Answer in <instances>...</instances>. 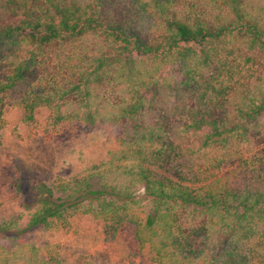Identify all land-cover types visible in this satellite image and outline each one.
I'll list each match as a JSON object with an SVG mask.
<instances>
[{
  "label": "trees",
  "instance_id": "16d2710c",
  "mask_svg": "<svg viewBox=\"0 0 264 264\" xmlns=\"http://www.w3.org/2000/svg\"><path fill=\"white\" fill-rule=\"evenodd\" d=\"M9 107L119 135L0 222V264H95L61 255L79 214L107 241L132 223L157 264H264V0H0V137Z\"/></svg>",
  "mask_w": 264,
  "mask_h": 264
},
{
  "label": "rangeland",
  "instance_id": "374dc122",
  "mask_svg": "<svg viewBox=\"0 0 264 264\" xmlns=\"http://www.w3.org/2000/svg\"><path fill=\"white\" fill-rule=\"evenodd\" d=\"M7 115L10 126L0 137V222L10 215L23 214L24 224L28 214L24 202L35 200L39 183L51 184L58 177L88 173L87 168L106 156L108 147L119 135L114 127L74 123L47 136L26 124L21 110L9 107ZM41 115L47 116V112L42 111ZM232 168L228 164L223 171L227 173ZM19 175L24 197L15 199L11 197L10 184ZM97 180L98 177L93 181L94 188L99 187ZM133 193L149 212L152 203L144 186L139 183ZM71 222L69 232L58 234L61 255L66 260L85 253L95 264H157L135 238L132 223H126L114 241H107L102 220L79 214ZM27 238L38 243L44 239L40 231L29 233ZM7 241L0 235V244Z\"/></svg>",
  "mask_w": 264,
  "mask_h": 264
}]
</instances>
